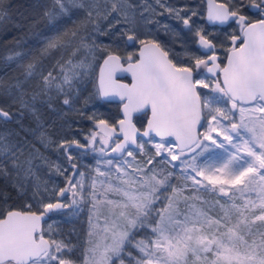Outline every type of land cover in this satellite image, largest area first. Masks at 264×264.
<instances>
[{
  "label": "snow or ice",
  "instance_id": "snow-or-ice-1",
  "mask_svg": "<svg viewBox=\"0 0 264 264\" xmlns=\"http://www.w3.org/2000/svg\"><path fill=\"white\" fill-rule=\"evenodd\" d=\"M157 2L159 3V0ZM162 6L169 12L174 11L166 5ZM242 6L240 4L236 9H232L220 4L209 12V19L220 23L235 18L243 34V44L239 47L235 46L239 37H232L233 47L230 49L226 66L222 67L217 62L215 54L208 55L207 59L195 60L197 69L203 66L216 78L214 84L206 82V78H196L191 67L173 63L169 59V52L154 39H141L140 26L135 16L128 11L133 7L128 0L113 2L110 11L105 9L107 15L115 12L124 17L129 27L122 31L128 42L143 45L140 50V61L133 63L129 55L128 67L123 69L132 72L134 83L131 88L128 85L116 84L111 79V71L121 68V58L118 55L110 53L104 60L105 67L110 70L107 78L105 69L101 68L100 95L119 96L122 101H127L123 105L124 119L119 121L121 131L124 132V143L117 142L112 152L120 154L123 160V153L127 151V155L135 159L134 152L126 149L129 141L137 144L143 152L144 145L138 143L135 137L136 129L132 125V113L150 105L152 117L148 120V130L143 135L149 136L154 132L161 138L160 142L154 143L157 156H161L162 152L166 151L171 161L180 159L181 162L179 165H172L173 168L179 169L178 173H165L155 168L146 173L144 168L136 163L124 161L131 169L128 171L119 161L109 159L104 163L109 166L115 164L118 174L115 175V179L119 184L111 183L114 176L111 167L96 169L97 175L106 179L96 181L93 178L91 193L93 205L101 203L96 196L98 185L105 192L122 194L124 200L106 201L121 209L117 220L109 229L111 243L102 247L95 245L86 250L82 264H117V262L125 264L123 255L129 244L134 245L141 254L136 258L137 264H188L189 254L196 260L203 261L204 264H264V231L254 233L252 227L257 222L264 227V19L248 23V18L238 10ZM251 6L264 17V0L258 2L251 0ZM96 7L94 0L89 4L84 0H52L51 6L45 9L43 15L54 35L46 38L41 56L68 49L77 41L80 47L87 48L88 37L80 35L78 28L62 30V24L66 23L62 18L71 19L74 9H84L87 17L91 18ZM7 8L6 0H0V20L7 18ZM96 15L101 13L96 11ZM176 15L177 18L183 19L186 27L190 26V18L181 17L178 12ZM151 22V20L145 21V23ZM94 31L100 29L97 27ZM196 35L203 49L211 51L214 48L213 43L201 35L200 30H197ZM64 37L68 39L65 40ZM79 50L73 48L71 55L75 56ZM24 55L17 51L14 55L8 56L7 60L19 64L17 58L23 59ZM65 64L69 67L60 65L63 82H55L56 78L49 72L42 78L45 89H51L55 82V87L63 90L65 85L69 87L72 85L77 75H82L76 71L85 67L82 61L76 63L70 57ZM35 69L36 63H29L26 66V78L33 77L36 74ZM15 88L20 93L19 98L23 107L32 109V106L23 100V82L17 81ZM198 88H211L213 93L220 95L209 97L200 93ZM35 99L34 95L33 100ZM64 103L68 104L69 100L65 99ZM229 103L232 110H239V124L235 122L234 111L230 112L227 109ZM206 109L210 113V118L207 130L201 132L200 129L204 128L201 121ZM213 112L214 115L211 114ZM0 118L7 121L11 119V115L0 109ZM226 119L232 121L230 126L224 124ZM126 124L127 129L124 127ZM99 126L107 128L104 120L99 121ZM240 128L245 129L249 135L246 136L238 131ZM129 130L132 135L129 134ZM201 136L203 141L209 143L204 144L200 139ZM165 137H175L177 141L175 147L179 149L178 152L171 150V142H166ZM217 137H222V141H227L230 147L226 148ZM95 138L96 134L93 133L90 143ZM104 143L107 147V142ZM213 145L224 149L226 157L219 163L198 164L197 155ZM77 147H80L78 143ZM197 149H201V153L193 155L190 161L181 159L188 152L195 153ZM16 151L22 152L23 149L9 145L0 135V155L14 156ZM68 159H72L70 153ZM164 162L167 163V160ZM152 163L153 160L149 159L148 164ZM13 164L16 165L15 160ZM28 164V171H31V160ZM0 170H3L2 165ZM80 176L81 179L76 180L75 183L69 180L71 188L75 189L77 185L83 188L84 173ZM173 176H178L185 183L179 187L174 185ZM188 181L192 183L194 194L182 196L183 190L188 187ZM204 181H207L211 189L204 184ZM120 184L126 187H120ZM137 185L139 187H136ZM168 189H171L172 195H166ZM201 189L205 192L218 191L220 196L232 201L231 204L227 201H215L220 205L222 216L214 218L209 214L210 209L195 203L188 204L187 211H181V199L201 200L203 204H208V201L202 199ZM67 191V188L61 189L60 195L64 196ZM236 193L241 194L243 204L235 202ZM245 193H255V198L244 197ZM72 195L74 197L72 203L76 205L77 193L73 192ZM83 199L84 196L81 194V202ZM161 200H166L167 203L158 206ZM66 206L63 203L43 205L46 213ZM41 219L42 216L36 213L19 211H8L6 218H0V264H52L53 261H57L58 264H77L70 257H66L63 252L64 245L54 240L50 242L44 239L43 235L37 236V233L41 232ZM222 228L224 231H221ZM145 229L149 231L137 240V232ZM249 237L253 238L249 240ZM53 246L55 251L52 250ZM209 253L212 259L207 255Z\"/></svg>",
  "mask_w": 264,
  "mask_h": 264
},
{
  "label": "rangeland",
  "instance_id": "rangeland-1",
  "mask_svg": "<svg viewBox=\"0 0 264 264\" xmlns=\"http://www.w3.org/2000/svg\"><path fill=\"white\" fill-rule=\"evenodd\" d=\"M218 1L226 3L232 9L242 4L243 6L238 10L248 18V23L262 17L258 10L252 8L251 0ZM84 2L89 4L93 0H84ZM94 2L97 7L93 9L91 18L87 17L84 9H74L71 19L62 18V21H66L62 24V30L63 28L70 30L78 28L80 35L88 37L89 46L80 47L77 41L72 47L56 51L52 55L41 56V49L44 47L46 38L54 35L43 15L45 9L51 6L52 0H6L7 18L0 20V43H3L0 45V109L11 115V119L7 121L0 118V135L9 145H16L23 149L22 152L16 151L14 156L0 155V165L3 168L0 170V214L12 210L14 205L20 206L19 209L22 210L40 211L46 203L63 201L67 205L66 208L54 212L49 221L44 224L42 232L50 242L54 240L64 245L63 252L66 257H70L77 264H82L86 250L95 245L102 247L111 243L109 229L117 220L121 209L106 201L124 200L122 194L113 191L105 192L98 185L96 196L101 203L93 205L91 195L93 178L96 181L106 179L97 175L98 167L101 169L111 167L114 174L111 183L119 184V181L115 179V175H118L115 164L109 166L104 163L109 159L119 161L121 166L128 171L131 169L124 161L136 163L144 168L146 173L153 168L157 171L163 170L165 173H178L179 169L173 168L172 165H179L181 162L180 159L171 161L166 151L162 152L161 156H157L154 143L160 142L161 139L155 137L149 140H139L138 143L144 145L143 152L138 146L130 149L134 152L135 159L128 156L127 151L123 160L108 156L109 150L118 140L109 139L101 134L98 131V124L100 120H104L110 125H115L120 119L119 104L106 103L101 100L97 88L98 67L102 59L110 53L119 54L125 62L129 61V55L132 60H135L140 44L127 41L122 30L128 28L129 25L122 15L115 12L107 15L105 12V9L110 11L112 3L119 2V0H94ZM128 3L133 6L128 11L135 16L140 26L139 37L141 39H154L169 52V57L175 64L195 68L198 71L196 78H206V82L210 84H214L216 78L206 76L205 68L202 66L199 70L195 64L197 58L207 59V54L200 47L199 37L196 35L197 30L215 43L216 53L220 55L223 64L228 51L233 47L232 37H239L236 47L243 40L241 28L236 22L224 28L208 25L205 21L203 0H159V3L157 0H128ZM162 5L174 11L169 12ZM96 11H99L101 15H96ZM177 12L181 17L190 18V26L186 27L183 19L177 18ZM147 20L152 22L145 23ZM97 27L100 31H94ZM3 39L5 41L1 42ZM73 48L80 49L75 56L71 55ZM17 51L25 54L23 59L17 58L19 64L8 61L7 57L14 55ZM70 57L73 62L82 61L85 67L76 70L82 75H77L70 87L65 85L63 90H59L55 87V82H63L60 65L69 67L65 61ZM32 62L36 63V74L26 78V66ZM49 72L56 78V81L51 89H45L42 78ZM17 81L23 82V100L31 105L32 109L23 107L19 98L20 93L15 88ZM198 91L209 97L220 95L213 93L211 88H198ZM34 95L35 100H33ZM65 99L69 100L68 104L64 103ZM227 109L230 112L234 111L235 122L239 124V110H232L230 103ZM203 117L204 128H201V132L206 131L208 127L210 113L207 109ZM138 118L142 119L144 116L141 115ZM231 122V120H224V124L229 126ZM238 131L246 136L249 135L243 128ZM93 133L96 134V138L90 143ZM213 135L215 136V133ZM233 136L235 137V133ZM200 139L204 144L209 143L203 141L202 136ZM217 139L222 141V137H217ZM164 140L171 142L173 152L179 151L173 140ZM73 141L76 143H72ZM104 141L107 142V147ZM222 142L226 148L230 147L227 141ZM77 143L80 147H77ZM69 153L72 156L71 160L68 159ZM197 153H201V149H197L195 153L188 152L181 159L190 161L191 157ZM225 157L224 149L213 145L207 151L197 155V163H219ZM149 159L153 160L152 164H148ZM14 160L16 161L15 166ZM29 160H31V171H28ZM165 160L167 163L164 162ZM81 173H84L83 188L80 185H77L75 189L71 188L69 180L75 183L76 180L81 179ZM197 179L200 178L197 177ZM172 183L179 187L185 182L178 176H173ZM204 184L211 189L207 181H204ZM187 185L182 196L194 194L191 181H188ZM120 187L126 186L120 184ZM65 188L68 191L61 196L60 190ZM200 191L202 199L208 201V204H203L201 200L181 199L182 212L187 211L188 204L195 203L210 209L209 214L214 218H219L223 213L220 205L215 201L232 203L227 197L220 196L218 191L205 192L203 189ZM73 192L77 193L76 205L72 203ZM81 194L84 196L82 202ZM166 195H172L171 189H168ZM248 196L255 198V193L244 194V197ZM235 202L243 204L244 200L240 193H236ZM166 203V200H161L158 206ZM252 227L254 233L264 231L260 222ZM147 231L149 230L138 231L136 239H140ZM221 231L224 229L222 228ZM252 238L249 237V240ZM256 238L258 239V236ZM52 250L55 251L54 246ZM56 254L60 255V253ZM140 255L134 245H127L123 255L125 264H137L136 258ZM207 255L212 259L210 253ZM52 264H58V262L53 261ZM188 264H204V262L196 260L189 254Z\"/></svg>",
  "mask_w": 264,
  "mask_h": 264
},
{
  "label": "water",
  "instance_id": "water-1",
  "mask_svg": "<svg viewBox=\"0 0 264 264\" xmlns=\"http://www.w3.org/2000/svg\"><path fill=\"white\" fill-rule=\"evenodd\" d=\"M204 3H205V21L208 25L210 26H217V27H221V28H224V27H227L229 25H231L232 23L235 22V18L233 19H230L228 20L227 22L225 23H220L219 21H213V20H210L209 19V12L210 10H214L216 9V6L217 5H220V4H223L225 5L226 7H229L226 3L224 2H220L218 0H203ZM230 8V7H229ZM258 20L256 21H252V22H249V23H255L257 22ZM208 39V38H207ZM211 41V40H210ZM214 45V48L211 50V51H208V50H205L201 47L202 51L208 55H212V54H215L217 56V62L221 65L220 63V55L216 53V45L213 41H211ZM243 44V40L241 42L240 45ZM240 45H238L237 47H239ZM143 47V45H139L138 46V50H137V53H136V59L135 60H132L133 63H136V62H139L141 57H140V50L141 48ZM111 54H115V55H118L120 58H121V68H117L115 69L114 71H111V79L114 80L116 82V84H123V85H128L129 88H131V86L133 85L134 81H133V76H132V72L131 71H124L123 69H126L128 67V64H129V61L125 62L123 60V58L117 54V53H111ZM109 55V54H108ZM107 55V56H108ZM230 55V50L228 51L227 53V56H226V59H225V62L223 65H221L222 67L223 66H226L227 63H228V56ZM107 56H105L99 67H98V72H97V88H98V91L100 89V79H101V68H104L105 69V77L107 78L108 74H109V68L105 67L104 65V60L107 58ZM170 59V57H169ZM171 60V59H170ZM173 62V61H172ZM174 63V62H173ZM210 63V62H209ZM194 73V76L196 77V74L195 72L193 71ZM204 74L210 78H215L211 75V73H209L207 71V69L205 68L204 69ZM220 82L221 84L223 83V77L222 75L220 76ZM99 96L101 98L102 101L106 102V103H116V104H119V114H120V119L116 122L115 125H110L108 122L105 121L106 125H107V128H104L102 126H99L98 124V131L103 134L105 137L109 138V139H117L119 143H124V132L121 131V125L119 123V121L121 119H124V110H123V105L124 103H126L127 101L124 100L122 101L120 99L119 96H101L100 95V91H99ZM146 114L147 115V119L145 121V124L142 128L138 127V125L136 124V119L137 117L141 116V115H144ZM152 117V113H151V106H146L144 109L140 110V111H136V112H133L132 113V125L133 127L136 129V132H135V137H136V140L137 142H139L140 139H143V140H149L151 139L152 137H155V138H158V139H161L159 136H157L154 132L150 133L149 136H144L143 133L145 131L148 130V120L151 119ZM202 123L204 122V117H202ZM125 129L128 128L127 124L124 126ZM201 130V129H200ZM129 134L132 135L131 131L129 130ZM164 139H170V140H173L175 143H177L175 137H165ZM116 142V143H117ZM115 143V145H116ZM115 145L113 147H115ZM112 147V148H113ZM137 147V144H133L131 143V141H129L126 145V149H135ZM112 148L109 150L108 152V156L110 158H113V159H120V154L118 153H115V152H112ZM179 150V149H178ZM126 151L123 153V156L125 155ZM54 203H63V201L61 200H58V201H55ZM66 207H61V208H56V209H53L49 212H45L44 211V208L41 209L40 211H32V210H22V209H12V210H9V211H19L21 213H36L37 215H41L42 216V219H41V224H40V227H41V232L40 233H37V236L40 235L43 231V227H44V224L49 220L50 216L54 213V212H59V211H62L64 210ZM8 212V211H7ZM7 212L1 217V218H6L7 216ZM44 239L46 240H49L46 236H43ZM50 241V240H49Z\"/></svg>",
  "mask_w": 264,
  "mask_h": 264
},
{
  "label": "trees",
  "instance_id": "trees-1",
  "mask_svg": "<svg viewBox=\"0 0 264 264\" xmlns=\"http://www.w3.org/2000/svg\"><path fill=\"white\" fill-rule=\"evenodd\" d=\"M247 7V6H246ZM8 39V38H7ZM5 41V39H3L1 42H4ZM3 43H0V45H2ZM200 70V69H199ZM193 71L196 73V76L198 75V71H196L195 70V68H193ZM144 116V118H142V119H140V118H138V119H136V124L138 125V127H140V128H142L143 126H144V124H145V121H146V119H147V115L146 114H144L143 115ZM151 150H152V148H150ZM20 208V206H18V205H14L13 206V208L12 209H19ZM5 214V212L4 213H2V214H0V218L3 216ZM51 218V217H50ZM49 221V220H48Z\"/></svg>",
  "mask_w": 264,
  "mask_h": 264
},
{
  "label": "flooded vegetation",
  "instance_id": "flooded-vegetation-1",
  "mask_svg": "<svg viewBox=\"0 0 264 264\" xmlns=\"http://www.w3.org/2000/svg\"><path fill=\"white\" fill-rule=\"evenodd\" d=\"M254 9V8H253ZM259 19H264V17H260V18H258V19H255V20H253V21H256V20H259ZM252 22V21H251ZM220 63H221V65H223V60L221 59V57H220ZM196 74V73H195ZM197 77V76H196ZM40 235H43V236H45L44 234H43V232L40 234ZM38 237H39V235H38Z\"/></svg>",
  "mask_w": 264,
  "mask_h": 264
}]
</instances>
